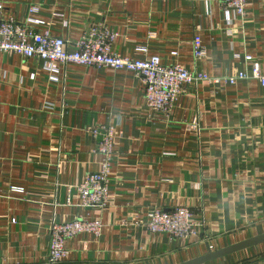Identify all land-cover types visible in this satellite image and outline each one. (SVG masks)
<instances>
[{
    "label": "crops",
    "instance_id": "obj_1",
    "mask_svg": "<svg viewBox=\"0 0 264 264\" xmlns=\"http://www.w3.org/2000/svg\"><path fill=\"white\" fill-rule=\"evenodd\" d=\"M0 18L71 45L99 25L122 57L211 78L250 73L246 56L264 71V0L244 17L219 0H0ZM101 125L115 132L109 200L84 208L75 187L100 169ZM179 207L203 222L198 238L147 231L150 212ZM76 218L100 219L101 235L67 240L58 264H183L264 234V86L187 85L166 115L132 73L0 54V264H48L52 224ZM206 264H264V243Z\"/></svg>",
    "mask_w": 264,
    "mask_h": 264
},
{
    "label": "built area",
    "instance_id": "obj_2",
    "mask_svg": "<svg viewBox=\"0 0 264 264\" xmlns=\"http://www.w3.org/2000/svg\"><path fill=\"white\" fill-rule=\"evenodd\" d=\"M223 12L229 11L244 17L248 0H219ZM30 14L37 12L31 7ZM28 24L3 21L0 18V54H16L25 60H39L45 69L57 72L59 66L76 64L85 67L108 68L132 73L144 86L146 107L168 115L187 85L207 82L213 85H234L238 80H256L264 86V71L250 56L245 61L251 65V72H237L223 78H211L202 73L191 72L179 65H163L158 57L147 60H133L113 51L117 34L106 27L94 25L74 44L48 32L36 33ZM72 48L70 50L69 48ZM196 60L205 57L206 52L199 37L193 40ZM196 122L193 128H196ZM95 141V153L101 155L100 169L86 174L82 183L75 187L81 206L90 209L105 208L109 200V175L114 157L115 132L112 126H95L90 129ZM12 191L22 192L19 188ZM188 208L179 207L172 211L153 210L144 224L151 234H165L171 240L198 238L203 222ZM104 224L100 219L76 218L68 223H53L49 232L48 264H58L68 255L66 241L82 234L99 237Z\"/></svg>",
    "mask_w": 264,
    "mask_h": 264
},
{
    "label": "water",
    "instance_id": "obj_3",
    "mask_svg": "<svg viewBox=\"0 0 264 264\" xmlns=\"http://www.w3.org/2000/svg\"><path fill=\"white\" fill-rule=\"evenodd\" d=\"M264 243V234L250 238L248 240L239 242L237 244L230 245L228 247H225L223 249L217 250V251H210L208 250L206 254L203 256H200L194 260H191L189 262H185L183 264H206L211 261L224 258L226 256L238 253L240 251L257 247Z\"/></svg>",
    "mask_w": 264,
    "mask_h": 264
}]
</instances>
